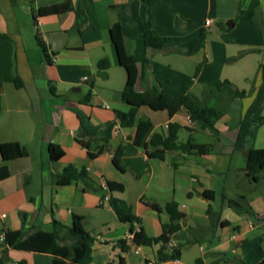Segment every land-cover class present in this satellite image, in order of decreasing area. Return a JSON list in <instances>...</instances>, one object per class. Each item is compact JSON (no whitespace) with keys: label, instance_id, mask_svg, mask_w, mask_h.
I'll use <instances>...</instances> for the list:
<instances>
[{"label":"crops","instance_id":"obj_1","mask_svg":"<svg viewBox=\"0 0 264 264\" xmlns=\"http://www.w3.org/2000/svg\"><path fill=\"white\" fill-rule=\"evenodd\" d=\"M65 1L73 11L33 19L38 8ZM152 1L147 7L141 0H0V143L16 142L28 153L10 161L0 155V232L51 231L53 220L70 227L76 215L94 238L91 264H144L156 260L160 245H132L130 224L120 222L116 212L130 208L145 234L157 238L168 215L146 203L163 208L175 202L184 215L182 248L197 244L199 264H256L264 258V197L252 195L260 182L246 177L244 168L243 178L229 181L228 173L234 154L245 164L249 151L264 148L258 140L264 125L247 121L244 98L233 100L213 129L192 123L184 109L169 117L147 106L137 109L131 127H122L116 112L127 113L131 107L121 100L126 74L109 29L115 24L121 28L125 50L138 70L137 92L156 89L178 97L186 91L200 97L204 86L224 80L237 87L238 78L229 72L233 64L237 70L246 62L253 65L244 71L246 81L253 68L264 79V0ZM79 3L87 16L80 33L75 15ZM206 20L211 21L209 27L204 26ZM227 21L233 22L229 29ZM217 24H224L226 31ZM201 29L208 31L203 49L191 56L174 51ZM150 35L164 39L166 49L146 47ZM101 61L108 69L98 68ZM99 71L106 77L97 78ZM17 78L21 89L14 87ZM141 119L150 121V134L166 133L175 124L181 128L179 142L193 141V135L202 132L214 135L219 147L207 155L168 151L164 160L149 159L133 144ZM83 136L92 147L105 143L109 150L90 159L79 143ZM119 146L125 172L112 164ZM51 150L56 161H51ZM69 165L85 168L97 190L83 191L81 182L56 185ZM106 182L119 183L124 191L110 192ZM227 183L243 188L244 194L236 195L240 202L226 192ZM119 240H126L127 252L119 249ZM250 245L258 247L253 256L247 252ZM181 251L178 261L184 264ZM5 258L10 264H72L11 249Z\"/></svg>","mask_w":264,"mask_h":264},{"label":"trees","instance_id":"obj_2","mask_svg":"<svg viewBox=\"0 0 264 264\" xmlns=\"http://www.w3.org/2000/svg\"><path fill=\"white\" fill-rule=\"evenodd\" d=\"M141 2L147 7L153 3L152 0H141ZM71 11H73L71 3L65 1L61 4L38 8L33 14V19ZM75 15L78 32L80 33L81 27L87 22L86 11L82 3H79L75 9ZM217 27L221 31H226L224 24H217ZM207 34V30L201 29L196 38L181 47H176L174 51L186 56L196 54L204 48ZM109 35L115 48L119 66L124 69L126 74V82L121 92V100L131 107L127 113L116 112V117L122 127H131L135 122L137 109L147 106L154 111H166L169 117L175 115L180 109H184L192 123L199 124L203 129H213L215 123L225 115L233 100L244 99L247 96L244 90H239L227 80H224L217 86H204L200 97L188 94L186 91L178 97L169 96L156 89L137 92L135 85L138 78V70L134 58L128 55L125 50L120 26L118 24L113 25L109 29ZM36 41L41 51L46 54V49L38 36H36ZM145 46L155 50H164L167 47L164 39L154 35H150L146 39ZM202 65L201 63L196 67L194 77L197 76ZM108 67L109 64L106 61H101L98 64V68L102 70H106ZM188 86L189 83L184 86L185 90ZM14 87L16 89L23 87L19 78L15 80ZM50 89L51 93L54 94L52 87ZM85 102L87 101L85 100ZM257 123L263 126L264 116H260ZM151 129L152 125L150 121L141 119L137 123L136 133L133 138V144L136 147L142 148L149 159L164 160L168 151H178L193 156L207 155L212 151L211 145L195 144L191 138L185 143L179 142L177 134L181 128L178 125L170 124L166 133L150 134ZM82 133H85L84 128H82ZM79 143L86 149L90 159H95L109 150V147L105 143L92 147L90 141L86 140L84 136L79 138ZM0 155L4 161H10L24 158L28 153L18 143L10 142L0 143ZM122 155V147L119 146L112 155V164L120 172H125L121 160ZM50 158L51 161H56L57 159V155L52 150L50 151ZM244 172L245 176L255 183L260 182L264 178V148L248 152ZM72 182H81L83 191L92 192L97 190L91 183L83 167L77 168L69 165L56 178V185L58 186L68 185ZM106 187L110 192L124 191V187L115 182H106ZM203 195L206 198L208 197L205 192ZM146 205L157 213H161L164 210L168 215V220L162 224L161 234L157 238H150L145 234L139 219L132 214L130 208L118 209L116 212L120 222L130 224L129 237L132 245L151 247L159 244L160 248L157 251L155 261L165 263L174 259L178 260L183 246L181 232L183 230L184 219V215L178 209V204L169 202L163 208L152 203H146ZM82 220V217L74 215L70 227L53 220L51 231L36 230L30 234L20 231L0 232V235H3V241L0 243L2 250L1 257L5 258L7 251L11 249L47 254L54 258L69 261L72 264H91V251L94 238L85 231ZM224 224L222 222V225ZM172 238H175L178 244L172 252L168 253L166 246ZM117 246L122 252L129 250L126 240H119ZM256 264H264V258Z\"/></svg>","mask_w":264,"mask_h":264},{"label":"rangeland","instance_id":"obj_3","mask_svg":"<svg viewBox=\"0 0 264 264\" xmlns=\"http://www.w3.org/2000/svg\"><path fill=\"white\" fill-rule=\"evenodd\" d=\"M252 65V64H251ZM251 65H249L247 62L245 63L244 67H240L238 70L237 65L233 64L234 67L231 68V71H229L231 73V75L234 78H238V82H236V86L238 87L239 90H244L247 93L246 98L244 99L245 102V116L247 121H251L252 119H254L255 121L258 120V116H264V79H262V75L257 73L254 68L253 70L249 73H251L250 75H252L249 79V81H246V78H242L243 75H245V70L249 69L248 66L251 67ZM253 66V65H252ZM249 75V74H248ZM246 77V76H244ZM223 80H221L222 82ZM185 134V133H184ZM180 137H183V134L180 135ZM258 140H260L259 144L262 143V145L264 146V129L263 131L259 134V138ZM183 141V140H182ZM186 140H184L183 142H185ZM193 141L194 143H200V144H204V145H211L212 148L214 150H217L219 145L217 142V139L215 138V136L212 134L211 135H207L204 134L202 132H197L193 135ZM245 167V164L243 162V160L240 157V154H234L232 159H231V163H230V170L228 173V179L230 180H235V178H239L242 177V175L240 174V172L242 171L241 169ZM243 178V177H242ZM231 186V187H230ZM239 187V186H238ZM255 190L252 193V195L254 196H259L262 195L264 197V179L260 181V183L258 185H256V187L254 186ZM226 192L232 194V196L234 197L233 199L236 200L237 202H240L241 199L238 198V196L236 197V195H240V194H244L243 188H238L235 189L234 186L232 185V183H227V188H226ZM258 251V247L257 245L255 246H249L247 252L249 253V255H254L256 252ZM251 256V257H252ZM201 255H200V251L198 248L197 244H192L189 246H185L182 248L181 251V261L184 264H199ZM0 259H2L0 261V264H10V261H6V258H2L0 255ZM250 261H255L252 258H249Z\"/></svg>","mask_w":264,"mask_h":264},{"label":"built area","instance_id":"obj_4","mask_svg":"<svg viewBox=\"0 0 264 264\" xmlns=\"http://www.w3.org/2000/svg\"><path fill=\"white\" fill-rule=\"evenodd\" d=\"M210 25H211V21L206 20L204 23V26L209 27ZM2 241H3V235H0V243H2ZM177 244H178V241L175 238H172L166 246L167 252L168 253L172 252V250L177 246ZM144 264H179V261L174 259V260L167 261L165 263H160L155 260H147Z\"/></svg>","mask_w":264,"mask_h":264},{"label":"water","instance_id":"obj_5","mask_svg":"<svg viewBox=\"0 0 264 264\" xmlns=\"http://www.w3.org/2000/svg\"><path fill=\"white\" fill-rule=\"evenodd\" d=\"M232 26H233V22H232V21H227V22L225 23V27L228 28V29L231 28ZM95 76H96L97 78L103 79V78L106 77V74H105L104 72L99 71V72L96 73Z\"/></svg>","mask_w":264,"mask_h":264}]
</instances>
